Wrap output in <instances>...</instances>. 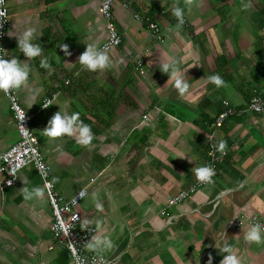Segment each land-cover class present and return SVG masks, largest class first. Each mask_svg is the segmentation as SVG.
Here are the masks:
<instances>
[{
  "label": "crops",
  "instance_id": "obj_1",
  "mask_svg": "<svg viewBox=\"0 0 264 264\" xmlns=\"http://www.w3.org/2000/svg\"><path fill=\"white\" fill-rule=\"evenodd\" d=\"M99 2L8 0L6 56L30 67L29 88L17 94L33 115L51 179L59 178L55 189L67 198L87 188L79 210L95 229L100 221L101 234L115 242L104 256L110 264H208L210 254L212 264H220L224 254L216 245L225 242L243 264H264V246L243 239V228L250 225L233 224L242 214L264 219V112L242 110L264 73V0H251L250 10L242 9V0H203L200 7L185 9L187 25L179 29L172 8L184 7V0H115L122 43L108 52L114 67L89 72L78 58L87 44L104 40ZM150 20L159 24L163 42L151 36ZM29 27L37 29L34 42L43 48L35 60L18 49V35ZM62 44L69 45L70 56ZM45 57L50 70L40 66ZM164 57L182 60L181 69H187L185 97L162 72ZM214 74L225 87L208 82ZM56 91V99L43 108ZM231 107L234 113L215 126L217 115ZM57 111L80 113L95 134L89 148L73 138L44 136ZM17 140L9 101L0 92V152ZM220 140L227 149L215 184L197 186L189 198L169 206V198L195 184L194 169L207 165L209 143ZM23 180L29 188L42 187L33 166L20 170L11 187L0 175V264H63L69 252L49 249L52 215L46 195L24 200ZM92 192L98 193L102 211Z\"/></svg>",
  "mask_w": 264,
  "mask_h": 264
},
{
  "label": "clouds",
  "instance_id": "obj_2",
  "mask_svg": "<svg viewBox=\"0 0 264 264\" xmlns=\"http://www.w3.org/2000/svg\"><path fill=\"white\" fill-rule=\"evenodd\" d=\"M4 3V0H0V5ZM203 0H184V7L176 4L172 8V15L175 17L177 24L176 28L179 29L185 24V9L189 11L193 7H200ZM251 0H242V9L250 10L252 8ZM6 16V12L0 11V18ZM3 23H0V27ZM40 36L37 35V29L35 27H29L25 29L20 35H18V49L27 60H35L37 57L43 55V48L39 43L34 41L38 40ZM66 56H70L72 53L69 51V45L62 44L60 46ZM78 62L84 70L89 72H105L114 67V62L107 51L99 48L93 44H87L86 50L82 52L78 58ZM182 60L170 59L164 57L160 58V68L162 72L169 74V81H172L175 89L180 97H185L189 93L190 85L185 79V73L187 69L182 70L180 64ZM40 66L42 68L51 69V64L45 57L41 59ZM30 67L27 63L21 64L20 60L13 57L11 59L0 56V92H3L10 99L13 98V94L21 90L29 88ZM208 82L215 85L217 89L225 87V81L219 74H214L207 77ZM49 104H45L43 107H49ZM17 113V118L23 122L26 119V114L17 109L13 104ZM23 125V123H22ZM44 136L50 140H61L65 137L73 138L78 145L84 148H89L95 139V134L92 131L90 125L84 123L80 117L79 112H73L72 114L63 113L57 111L48 121L47 126L43 129ZM214 149L221 153L226 154L227 142L220 140L218 144L213 145ZM19 165H17V168ZM36 167L42 177L46 179L47 170L45 166L37 159ZM196 180L204 185H214L216 176L215 169L210 165H204L196 167L194 169ZM24 181V187L20 189L21 194L26 201L43 200L46 191L48 195H51V188L53 184L59 182L58 177H54L51 183L45 182L43 187L35 186L29 188L27 181ZM12 182H9L11 184ZM80 198L88 197L87 190H81L79 193ZM96 209L103 210V204L100 201L98 193L92 192L90 196ZM76 201L74 200L73 203ZM91 221L85 219L82 221V229L91 230L89 227ZM101 222H96L95 233H93L91 239L87 241L83 247L94 254L92 264H105L104 256L112 252L116 248L115 242L110 236L101 234L102 229ZM241 227L243 224L241 222ZM57 233H63L66 237L70 233V228L65 224L63 220L58 222L55 229ZM92 231V230H91ZM93 232V231H92ZM243 239L247 244H255L257 246H264V223H253L247 230L243 228ZM70 251L76 260V264H84V261L78 256L77 251L71 245ZM216 247L224 254L220 264H243L241 257L236 253V250L232 245L225 242L224 245ZM98 258V259H97ZM213 257L209 255L208 264H212Z\"/></svg>",
  "mask_w": 264,
  "mask_h": 264
},
{
  "label": "built area",
  "instance_id": "obj_3",
  "mask_svg": "<svg viewBox=\"0 0 264 264\" xmlns=\"http://www.w3.org/2000/svg\"><path fill=\"white\" fill-rule=\"evenodd\" d=\"M114 1L115 0H100L98 6V12L100 13L103 19V28L105 36L102 43L97 47L102 48L107 52L111 51L113 48L120 46V44L122 43V36L117 28L115 21L113 7ZM0 11L6 12V16L0 18V23H3V26L0 27V56H4L5 58H7L5 38L9 27L8 0H4V3L0 5ZM135 16L137 19L139 18L138 15ZM184 25H187L186 19ZM148 28L150 30L151 36L154 37V39L159 42L164 41L163 35L161 33V28L158 23L150 20L148 22ZM57 93V91L53 92L50 96L46 97L43 101L42 107L46 103L50 105L53 100L56 99ZM4 96L9 101L10 108L12 110L13 117L15 120L16 130L18 132V140L12 145H10L7 149L0 152V175L4 177V186L11 187L16 184V182L18 181V173L20 172V170L27 166H33L41 178L43 187L46 181L48 183L52 182V171L45 159L44 154L40 150L37 133L31 124V118L33 115L27 113L24 110L19 101L17 93H14L13 98L11 99L5 94ZM13 104H15L17 109H20L26 114V119L23 122H21L17 118V113L13 107ZM242 110L254 113L264 112V73L259 88H255L253 90L251 98L249 99L245 108ZM242 110H239V112H241ZM233 113L234 110L232 107L226 108L217 115L214 121V125L220 126L224 119L232 115ZM145 117L146 116H144V118ZM213 145H215L213 142L209 143L207 152V165L212 166L216 171L218 163L222 161L225 154L217 152L214 149ZM37 159H39V162L42 163L47 170L46 179L40 175L39 170L36 167ZM17 165H19L18 168ZM94 180L95 178H91L90 182H93ZM9 182L12 183L9 184ZM200 185L204 184H201L196 180L194 185H192L188 189L179 191L176 195L169 198L167 202L168 205L172 206L183 202L184 200L189 198L195 192L196 187ZM84 189L87 190L86 187H82L67 198L55 189L54 184L51 188V195H48L46 191V198L52 215V220L49 229L53 244L49 247V249H52L54 246H60L67 250L70 254V260L64 264H76V260L73 257L72 252L70 251V245L76 249L78 256L84 261V264H92V259L94 257L93 253L88 252L83 247V245L91 239L93 233L95 232V228L92 225H90L89 227L93 232L91 230L82 229V221L84 219L82 217V214L80 213L79 204L83 200V198L79 197V193L81 192V190ZM74 200L76 201L75 203H73ZM216 204L217 201L214 205ZM162 213L168 214L164 210L162 211ZM60 220H63L65 224L70 228V233L67 237L62 232L58 234L55 230ZM241 222L243 225L248 223L251 226L253 223L256 222L264 223V219L258 216L257 214H250L248 216L242 214L235 218L233 224L234 226L240 227ZM104 260L105 264H110V261L107 260L105 257Z\"/></svg>",
  "mask_w": 264,
  "mask_h": 264
},
{
  "label": "trees",
  "instance_id": "obj_4",
  "mask_svg": "<svg viewBox=\"0 0 264 264\" xmlns=\"http://www.w3.org/2000/svg\"><path fill=\"white\" fill-rule=\"evenodd\" d=\"M65 258H66V259L62 262L63 264L69 261V259H70V254H69L68 256H66Z\"/></svg>",
  "mask_w": 264,
  "mask_h": 264
}]
</instances>
